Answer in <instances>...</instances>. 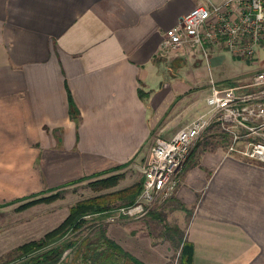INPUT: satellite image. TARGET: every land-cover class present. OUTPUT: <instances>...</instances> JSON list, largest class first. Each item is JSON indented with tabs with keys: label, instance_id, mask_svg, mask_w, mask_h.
<instances>
[{
	"label": "crops",
	"instance_id": "crops-1",
	"mask_svg": "<svg viewBox=\"0 0 264 264\" xmlns=\"http://www.w3.org/2000/svg\"><path fill=\"white\" fill-rule=\"evenodd\" d=\"M198 4L0 0V205L123 164L139 168L158 139L204 112L206 59L162 47ZM206 143L189 157L171 201L185 234L180 248L193 245V264H264V165ZM150 226L110 232L146 264H168L171 242L139 232Z\"/></svg>",
	"mask_w": 264,
	"mask_h": 264
},
{
	"label": "built area",
	"instance_id": "built-area-1",
	"mask_svg": "<svg viewBox=\"0 0 264 264\" xmlns=\"http://www.w3.org/2000/svg\"><path fill=\"white\" fill-rule=\"evenodd\" d=\"M198 1L199 4L166 33L163 49L197 50L207 61L213 46H220L243 60L254 59L260 50L264 51V0ZM250 86L264 89V71L255 75ZM243 89V86L222 88L211 81L207 112L170 139L156 141L143 168L142 192L128 207L126 215L141 219L175 196L181 172L197 140L214 120L222 122L224 130L234 135L227 147L228 155L264 165V144L252 143L243 149V135L233 131L236 128L252 130L249 125L264 120V101L254 103L259 95L243 93ZM228 122L231 125L226 126Z\"/></svg>",
	"mask_w": 264,
	"mask_h": 264
},
{
	"label": "rangeland",
	"instance_id": "rangeland-1",
	"mask_svg": "<svg viewBox=\"0 0 264 264\" xmlns=\"http://www.w3.org/2000/svg\"><path fill=\"white\" fill-rule=\"evenodd\" d=\"M209 57H211V54ZM200 68L206 73L207 78H210L209 84L213 80L217 86L222 88L243 86V93L247 92L259 95L258 100H255L254 103H258L260 100L264 101V89H256L250 86L255 75L260 71H264V51L260 52L254 59L241 61L233 59L227 52L217 53L214 54L208 62L204 60ZM218 71L221 72V74L224 72L222 76L225 79L217 78ZM210 86L211 85H209V88ZM207 110L208 107H205L204 112L198 117L205 114ZM225 125L231 124L228 122ZM249 127H253V129L236 128L233 130L235 134L243 135V143L241 144L243 145V149H246L249 144L252 143L264 144V120L252 123ZM233 136L232 133L224 130L222 122L214 120L197 140L190 157L193 151L202 147L206 141L217 143V145L222 147H228L233 141ZM146 161L144 162L146 163ZM145 163L143 165L139 164L141 168L131 165L123 171L116 172L115 174H124L125 177L120 182L119 186L114 189L96 192L89 186V183L94 180L92 179L66 186L64 190L61 191L63 199L52 204H37L26 210L18 211L24 203L29 201L27 200L12 206L0 208V264H18L20 258L15 254V249L18 246L32 240H40L46 233L56 228L68 216L69 209L79 201L103 195L107 196V203L105 205L106 210L102 213L86 216L84 226L78 231L68 234L66 238L76 240L94 235V233L98 235L101 229H105L108 234L112 226H119V228L130 230L133 224L147 221L151 223L150 228L145 230L140 229L139 232L146 234L150 233L155 243L169 240L173 246V254H171L168 264H181L180 243L185 234L183 230L179 228V221L171 219L170 207L172 199L157 205L145 217L139 219L126 215V210L133 204H126L120 200L118 196L112 194L139 183L143 185V168ZM50 189L52 188H43L42 191L47 192L43 194L48 195L50 193L48 190ZM68 255L69 251L65 253L64 258Z\"/></svg>",
	"mask_w": 264,
	"mask_h": 264
},
{
	"label": "trees",
	"instance_id": "trees-1",
	"mask_svg": "<svg viewBox=\"0 0 264 264\" xmlns=\"http://www.w3.org/2000/svg\"><path fill=\"white\" fill-rule=\"evenodd\" d=\"M128 166V164H123L110 171L83 177L71 185L94 179L89 183L92 190L100 192L114 189L119 186L125 175L113 173L122 171ZM64 188L50 189L48 195H44L47 192L42 191L25 197L21 201L0 205V208L27 200L29 201L24 203L18 211L26 210L37 204H52L63 199L61 191ZM142 189L143 185L139 183L112 194L131 205L136 202ZM106 197L103 195L79 201L69 209L68 216L40 240H32L18 246L15 249V254L20 258L18 264H146L115 240L111 232L107 234L105 229H101L98 235L94 233V235L82 239L66 238L68 234L74 233L84 226L86 216L102 213L106 210ZM67 251H69V255L64 258ZM193 257V245L189 242L184 243L180 253L181 264H193Z\"/></svg>",
	"mask_w": 264,
	"mask_h": 264
}]
</instances>
